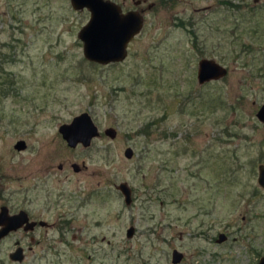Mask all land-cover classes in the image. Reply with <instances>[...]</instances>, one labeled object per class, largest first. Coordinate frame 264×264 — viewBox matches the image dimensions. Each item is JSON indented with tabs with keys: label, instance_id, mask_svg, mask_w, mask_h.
Returning a JSON list of instances; mask_svg holds the SVG:
<instances>
[{
	"label": "rangeland",
	"instance_id": "374dc122",
	"mask_svg": "<svg viewBox=\"0 0 264 264\" xmlns=\"http://www.w3.org/2000/svg\"><path fill=\"white\" fill-rule=\"evenodd\" d=\"M111 1L143 9L144 23L124 60L99 64L78 38L87 9L0 0V206L57 223L10 233L0 264H174L173 249L177 264H257L264 0ZM202 58L227 75L199 84ZM82 112L100 134L70 147L58 127ZM17 245L21 261L9 257Z\"/></svg>",
	"mask_w": 264,
	"mask_h": 264
},
{
	"label": "water",
	"instance_id": "95a60500",
	"mask_svg": "<svg viewBox=\"0 0 264 264\" xmlns=\"http://www.w3.org/2000/svg\"><path fill=\"white\" fill-rule=\"evenodd\" d=\"M136 4L138 1L135 2ZM134 3V4H135ZM73 9H87L89 19L78 32V38L82 42L83 56L94 63L109 64L121 62L127 56L128 43L140 32L143 27V15L137 10L123 12L122 8L111 0H70ZM228 69L214 59L202 58L198 62L197 81L199 84L217 80L227 75ZM259 121L264 122V104L260 105L256 112ZM58 131L66 140L69 146H75L80 142L84 147L91 144L92 139L99 135L98 128L87 112H82L72 118L69 123L61 124ZM104 133L111 138L116 135V130L109 127ZM25 141L19 140L15 144L17 150L25 148ZM133 150L126 147L125 157L130 158ZM258 184L264 188V165L258 166ZM116 188L124 197L126 204L132 202V190L126 182L119 183ZM27 221L25 212L15 215H8L7 209L3 207L0 212V241L11 231L20 227ZM43 223V222H40ZM34 223H27L26 228H32ZM134 226L128 227L127 237L134 233ZM220 234L219 241L224 239ZM22 247L17 246L10 253L9 257L14 261L23 259ZM182 254L176 249L172 253V263L176 264L181 260ZM257 264H264V255Z\"/></svg>",
	"mask_w": 264,
	"mask_h": 264
},
{
	"label": "flooded vegetation",
	"instance_id": "af4514ba",
	"mask_svg": "<svg viewBox=\"0 0 264 264\" xmlns=\"http://www.w3.org/2000/svg\"><path fill=\"white\" fill-rule=\"evenodd\" d=\"M136 1H138V3L136 4L135 2ZM145 0H133V2L135 3V5H139V4H141V3H143ZM148 6V8H150V7H152L153 6V4H148L147 5ZM137 10V9H136ZM137 11H139L140 13L141 12H143L144 10L143 9H140V10H137ZM1 67V66H0ZM0 72H1V70H0ZM100 134V133H99ZM62 136V135H61ZM63 138V137H62ZM64 139V138H63ZM19 140H23V139H19ZM19 140H17V141H19ZM65 140V139H64ZM17 141L14 143V148H15V144L17 143ZM67 143V142H66ZM78 144H80V145H82L80 142H78L75 146H73V147H76ZM25 145H26V142H25ZM68 145V144H67ZM69 146V145H68ZM83 146V145H82ZM27 147V145L25 146V148ZM70 147H72V146H70ZM24 148V149H25ZM16 149V148H15ZM59 168H61L62 166L61 165H59L58 166ZM71 167H72V169L74 170V171H78V170H80V166L78 165V164H76V163H73L72 165H71ZM3 207H5L6 209H7V213H8V215H15V214H19L20 212H25V215L27 216V221H25V222H23V224L20 226V227H18L16 230H14V231H11L10 233H12V232H17V231H23V232H32V231H34V230H36L37 228H44V229H48L49 227H51L52 229L54 228V227H56L57 226V223H49V222H47L46 220H44V219H40V218H34V217H31L30 216V214L28 213V211L27 210H25V209H22V208H20V209H18L17 211H15V212H11L10 211V209L6 206V205H1L0 206V212H1V209L3 208ZM40 222H43V223H40ZM58 222V221H57ZM27 223H34L33 224V226H32V228H30V227H28V228H26V226H27ZM68 223V221L67 220H65V219H63V221H60V223H59V226L61 225V229H63L64 227H65V225ZM1 227V226H0ZM9 233V234H10ZM8 234V235H9ZM7 235V236H8ZM6 236V237H7ZM6 237H4L3 239H5ZM219 237H220V235H219ZM218 237V238H219ZM225 237V236H224ZM2 239V240H3ZM2 240L0 241V243L2 242ZM15 243H19V241H16ZM17 246H20V245H17ZM23 249V248H22ZM174 250V249H173ZM173 250H172V252H171V262H172V253H173ZM178 251V250H177ZM181 254H182V257H181V260H182V258H183V253L181 252V251H179ZM22 253H23V256H24V251L22 250ZM181 260L179 261V262H181ZM178 262V263H179ZM177 264V263H176Z\"/></svg>",
	"mask_w": 264,
	"mask_h": 264
}]
</instances>
